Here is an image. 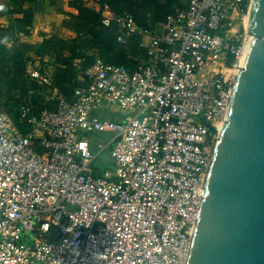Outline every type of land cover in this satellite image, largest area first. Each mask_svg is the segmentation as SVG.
I'll return each mask as SVG.
<instances>
[{
  "label": "built area",
  "instance_id": "built-area-1",
  "mask_svg": "<svg viewBox=\"0 0 264 264\" xmlns=\"http://www.w3.org/2000/svg\"><path fill=\"white\" fill-rule=\"evenodd\" d=\"M252 2L188 0L151 30L94 3L104 27L123 45L137 38L144 55L134 69L76 60L70 99L56 68L26 62L38 91L16 121L0 108V264L187 263Z\"/></svg>",
  "mask_w": 264,
  "mask_h": 264
},
{
  "label": "water",
  "instance_id": "water-1",
  "mask_svg": "<svg viewBox=\"0 0 264 264\" xmlns=\"http://www.w3.org/2000/svg\"><path fill=\"white\" fill-rule=\"evenodd\" d=\"M211 164L186 264H264V0Z\"/></svg>",
  "mask_w": 264,
  "mask_h": 264
},
{
  "label": "trees",
  "instance_id": "trees-1",
  "mask_svg": "<svg viewBox=\"0 0 264 264\" xmlns=\"http://www.w3.org/2000/svg\"><path fill=\"white\" fill-rule=\"evenodd\" d=\"M36 1L43 0H9L6 5L0 3L5 9L0 11V19L6 16L7 11L15 16L8 26L0 24V39L8 36L7 40H0V108L15 121L18 119L16 107L31 90L39 89L37 84L26 79L28 60L43 61L47 57L54 59V86L70 99L78 76L75 61L86 56L82 69L90 67L94 61V57H87L89 45L97 47L98 55L106 62L124 69H134L135 61L144 55L137 38H131L123 45L118 41L114 28L104 27L101 14L92 7L94 3L108 5L115 14L129 12L144 30H151L155 24L165 21L174 7H185L180 0H72L76 14L70 15L71 19L66 21V26L76 37L66 40L51 36L34 47L23 39L31 35L35 10L29 6ZM21 34L23 37H19ZM80 34L83 36L80 37ZM9 44L12 47L7 49ZM37 100H41V96H37Z\"/></svg>",
  "mask_w": 264,
  "mask_h": 264
},
{
  "label": "rangeland",
  "instance_id": "rangeland-1",
  "mask_svg": "<svg viewBox=\"0 0 264 264\" xmlns=\"http://www.w3.org/2000/svg\"><path fill=\"white\" fill-rule=\"evenodd\" d=\"M188 0H180L182 4H185ZM29 7L35 10L34 25L31 30V35L28 38H24L29 42L30 45L37 47L45 38L51 36H58L60 38L69 40L76 37V34L68 29L66 26V21L71 19L72 14H74V9L72 7L71 0H43L36 1L32 3ZM247 16V14H246ZM15 16L9 11L6 12V16L0 19V24L3 26H8ZM12 44L6 46L7 49L11 48ZM95 54H99L97 47L93 44L89 45V50L87 53L88 57H93ZM1 46H0V58H1ZM44 68L48 71H54L56 66L45 62L43 60ZM109 150L103 152L94 162L99 171L110 169L111 160L107 156Z\"/></svg>",
  "mask_w": 264,
  "mask_h": 264
},
{
  "label": "crops",
  "instance_id": "crops-1",
  "mask_svg": "<svg viewBox=\"0 0 264 264\" xmlns=\"http://www.w3.org/2000/svg\"><path fill=\"white\" fill-rule=\"evenodd\" d=\"M71 3H72V0H71ZM74 14H76V12L74 11ZM34 25V24H33ZM45 60V62H48V63H50V64H52V65H54V66H56V63H55V60L54 59H52V58H45L44 59Z\"/></svg>",
  "mask_w": 264,
  "mask_h": 264
},
{
  "label": "clouds",
  "instance_id": "clouds-1",
  "mask_svg": "<svg viewBox=\"0 0 264 264\" xmlns=\"http://www.w3.org/2000/svg\"><path fill=\"white\" fill-rule=\"evenodd\" d=\"M4 5L0 4V11H4ZM8 39V36H4L2 39L0 40H7Z\"/></svg>",
  "mask_w": 264,
  "mask_h": 264
},
{
  "label": "bare ground",
  "instance_id": "bare-ground-1",
  "mask_svg": "<svg viewBox=\"0 0 264 264\" xmlns=\"http://www.w3.org/2000/svg\"><path fill=\"white\" fill-rule=\"evenodd\" d=\"M246 21L249 24V16L248 15L246 16ZM252 39H253V37L251 36V41H252Z\"/></svg>",
  "mask_w": 264,
  "mask_h": 264
}]
</instances>
